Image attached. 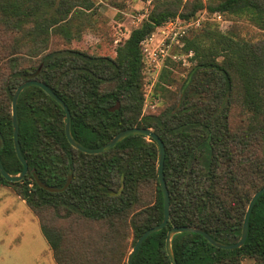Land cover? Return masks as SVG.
<instances>
[{
  "label": "trees",
  "instance_id": "1",
  "mask_svg": "<svg viewBox=\"0 0 264 264\" xmlns=\"http://www.w3.org/2000/svg\"><path fill=\"white\" fill-rule=\"evenodd\" d=\"M92 8V0H0L4 167L10 173L24 167L13 140L12 100L22 82L39 79L66 102L72 133L88 147L104 145L129 127L152 128L164 141L172 218L143 241L135 264H172L166 239L173 225L199 226L235 243L252 195L264 186V37L251 41L239 28L223 32L212 22L187 37L192 67L177 92L171 90L173 71L164 67L158 88L167 104L158 113L159 107L143 113L142 43L170 19L190 20L203 9L244 16L264 30V0H159L115 55L52 48L58 36L70 44ZM18 113L29 168L17 182L0 172V184L13 187L40 217L58 264H121L128 244L133 248L164 218L157 142L133 134L102 153L76 149L65 133V110L37 85L22 92ZM71 216L87 225L80 224L79 239L97 245L95 262L64 246L68 235L58 223ZM172 247L178 264H243L247 257L264 264V193L243 246L222 249L200 233L183 232L173 237Z\"/></svg>",
  "mask_w": 264,
  "mask_h": 264
},
{
  "label": "rangeland",
  "instance_id": "2",
  "mask_svg": "<svg viewBox=\"0 0 264 264\" xmlns=\"http://www.w3.org/2000/svg\"><path fill=\"white\" fill-rule=\"evenodd\" d=\"M92 1L93 8L88 11L91 13L85 17V22L81 25L82 30L79 33L75 32L72 42L67 44L63 38L58 36L53 38L52 48L71 46L93 54L115 55L118 44L129 36L132 29L141 25L153 5L159 0ZM189 1L191 0H183V3ZM203 1L209 3L214 0ZM202 12L203 10L198 11L194 18L187 20L194 21L200 17V25L189 26L184 36L171 43L167 55L162 56L157 52L166 33L168 21L157 27L151 37L142 43L144 93L156 98V108L159 107L157 113L167 104V100L161 96L163 91L158 88L164 67L173 71L176 82L171 86V90L179 91L181 83L193 64L191 60L193 52L188 53L185 50V39L203 28L208 22L216 23L223 32H226L230 27L239 28L240 35L251 39V41L258 42L264 37V30L244 16L226 14V16L223 15L221 21H217L209 11L205 14ZM60 221L58 226L64 229L68 235L63 242L64 246L72 248V252L79 259L95 262L96 257H99V254L95 252L97 245L93 240L87 239L86 242H82L79 239L81 232L79 226L80 224L86 225L85 222L76 219L75 216ZM40 222V217L34 213L13 187L0 184V264H58L53 249L42 233ZM88 226L91 225L88 224ZM130 241L131 238L129 243ZM131 250L132 247H129L128 244L123 262L127 261ZM66 254L68 253L66 252ZM98 261L95 264H100ZM242 263L254 264L255 261L247 257L243 259Z\"/></svg>",
  "mask_w": 264,
  "mask_h": 264
},
{
  "label": "water",
  "instance_id": "3",
  "mask_svg": "<svg viewBox=\"0 0 264 264\" xmlns=\"http://www.w3.org/2000/svg\"><path fill=\"white\" fill-rule=\"evenodd\" d=\"M31 85H37L44 89L53 99H55L65 110V133L67 136L68 141L70 144L75 147L76 149H79L85 153L88 154H98L105 151L110 150L113 148L117 143L122 141L125 137L129 135H143L146 137H150L154 139L159 147V161H158V176H159V182L160 186L163 192L164 197V218L161 223L154 225L153 227L147 229L144 233L140 235V237L136 240L132 250L130 251L128 257H127V263L128 264H135L133 261V257L135 253L137 252L140 245L143 243V241L153 234L156 231H159L163 229L167 223L171 220V202H170V191L167 185V181L165 178V171H164V164H165V156H166V148L164 141L162 138L154 131L152 128H145V127H129L126 128L120 132H118L115 136H113L107 143L104 145L98 146V147H88L84 144H82L80 141H78L73 133H72V116L71 111L66 104V102L58 96L56 92H54L48 84H46L44 81H41L39 79L31 78L27 79L24 82H22L17 89L14 92L13 100H12V122H13V140L15 145V150L17 153V156L19 160L23 163L24 167L21 171L16 173H10L3 165L2 158H1V150L5 146V139L0 129V172L1 174L11 182H17L21 181L29 168V164L27 159L24 157L21 145H20V139H19V133H20V121H19V113H18V102L20 95L22 92ZM264 193V186L259 188L251 197L250 202L248 204L245 217L243 220V226H242V232L240 238L235 243H225L223 241H220L216 238H214L210 233H208L206 230L199 226L194 225H173L171 229H169L166 239V250L169 255V258L171 260L172 264H178L176 256L173 251L172 247V239L173 237L178 233L183 232H195L202 234L212 245L222 248V249H234L239 248L244 245L249 232V220L250 215L253 210V207L257 201V199Z\"/></svg>",
  "mask_w": 264,
  "mask_h": 264
},
{
  "label": "built area",
  "instance_id": "4",
  "mask_svg": "<svg viewBox=\"0 0 264 264\" xmlns=\"http://www.w3.org/2000/svg\"><path fill=\"white\" fill-rule=\"evenodd\" d=\"M207 9H203L202 13H207ZM215 20L221 21L223 15L221 13L215 12L211 14ZM200 17H198L194 21H187L181 18H176L175 20H170L167 22V29L166 33L162 39L161 46L158 49V54L165 56L168 54V49L170 48L171 43L175 39H179V37L184 36L186 34L187 28L189 26H199L200 25ZM153 84V83H152ZM157 106V100L154 98V96H150L148 94H145V102H144V108L143 113L148 111L149 109H154Z\"/></svg>",
  "mask_w": 264,
  "mask_h": 264
}]
</instances>
